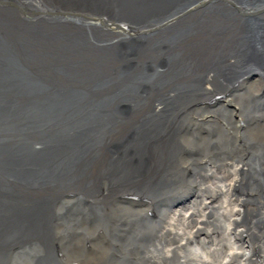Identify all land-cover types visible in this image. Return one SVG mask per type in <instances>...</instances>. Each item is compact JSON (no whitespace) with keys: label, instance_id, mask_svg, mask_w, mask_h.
<instances>
[{"label":"bare ground","instance_id":"bare-ground-1","mask_svg":"<svg viewBox=\"0 0 264 264\" xmlns=\"http://www.w3.org/2000/svg\"><path fill=\"white\" fill-rule=\"evenodd\" d=\"M251 1L187 3L185 15L147 27L162 30L143 37L132 27L138 39L124 43L102 32L113 21L108 10L137 24L147 9L0 0V34L8 46H27L35 58L26 70L52 88L34 100L45 91L19 85L28 103L15 100L9 111L22 116L23 137L16 125L0 128L12 152L0 148V167L28 172L2 184L26 204L17 211L0 194L1 230L23 219L0 234L13 239L0 264H264V0ZM40 33L67 40L68 54L51 56L57 44ZM54 72L66 76L50 81ZM7 115L0 109L3 122Z\"/></svg>","mask_w":264,"mask_h":264},{"label":"water","instance_id":"water-1","mask_svg":"<svg viewBox=\"0 0 264 264\" xmlns=\"http://www.w3.org/2000/svg\"><path fill=\"white\" fill-rule=\"evenodd\" d=\"M145 0H142V1H135V0H124V2H120V3H113V5H115L117 7V9H122L124 7V9H126L127 12H130L131 14H136V15H139V12L141 11H145L147 9V12L146 13H143V15H139L141 17V21L137 22V24H131V22L129 21H121L120 18H117L116 15L119 14V10L118 11H111V10H108L111 12L112 14V19L113 21L111 20V24H104L102 21H104V19L100 17V22L103 23L104 25V30L102 32H104L105 30L107 31H110L116 35L119 36V39L122 41V42H126L128 39L129 40H136L138 39L134 34H132L131 31V28L133 27V30H135L136 32H141L143 31L144 34H147V35H143L144 36H150V31L151 33L155 30H158V29H161L162 26L160 27H155V28H147L149 26L150 23L152 22H155L157 23V19H163L165 17H169V16H173L175 14H178L180 16H183L185 15L183 13V7H186V4L187 3H196L197 5H200V6H206V5H211L215 2H217L218 0H180V1H176V2H170L169 4L170 5H162V4H151L152 6H150L148 8V6H146L145 4H141L140 2H143ZM160 1V0H159ZM261 0H254V1H251L249 3H256V2H260ZM111 2V1H110ZM148 3V2H147ZM261 3V2H260ZM242 4L245 5V4H248V2H243L242 1ZM62 5V4H61ZM63 6V5H62ZM256 6H260V5H256ZM64 7V6H63ZM63 9V8H62ZM117 12V13H116ZM256 13H259V11L257 10ZM93 14L96 15L95 12H93ZM140 17H137L140 18ZM67 19V18H66ZM153 20V21H152ZM173 21V20H172ZM67 22L69 25H74L73 22H71L70 20L67 19ZM3 23H4V20L0 18V27L3 26ZM109 29H108V27ZM107 27V28H106ZM99 28H103V27H99ZM141 29V30H140ZM88 30V29H86ZM162 30V29H161ZM108 33V32H106ZM8 34V33H7ZM138 34V33H137ZM40 36L42 38V40L46 43V41H51V42H54L55 46H52V49L50 50V55L53 56L54 58L58 59L60 56H62L63 54H68L66 53V51H70V47H68V42L67 40H64V38H60L58 35V38L59 39H55L54 37H50L48 35H45V34H42L40 33ZM142 38V37H140ZM46 40V41H45ZM113 42V41H111ZM43 43V42H42ZM68 44V45H67ZM22 46H26V44H21ZM46 45V44H45ZM27 46L25 48H14L12 46H8L6 44V38H5V35H3L2 33L0 34V54H4L6 58V64L7 66L9 67L8 69L4 68L3 71L0 70V77L4 78V82L1 83L0 85V109H4V110H7L8 111V115L5 117L6 119L4 120H7L6 122H3V119L0 121V128H3V127H6V126H11V125H16V129L17 131H19L20 134H22V137H23V131L26 129L25 127H23L21 125L22 123V116H20L19 118H17L16 120H12L13 119V116L12 114L10 113L9 110H12V108L15 107L14 105V101L16 100V102H18L19 104H21L22 106L26 105L28 102H24L22 100V97H28L26 96L25 93H22V95L20 93H17L16 91L18 90V87L19 85H32V86H35L37 85V88H39L41 91H45L44 93H38L36 94L33 99L36 100L39 96H43V97H46V91L50 90L52 91L51 89L52 88H47L46 86L47 85H41L42 83V75L41 74H37V78L36 80L39 81L38 83H32V79H35L34 77H31L30 74L28 73V71L26 70L27 68V63L25 62V59H34L35 57L33 55H29L27 54ZM41 48V46H40ZM56 48V49H55ZM96 49L99 50L96 46ZM73 52V55L74 54H79V50H75L72 51ZM98 53V52H97ZM100 53V52H99ZM97 56V55H96ZM49 58V57H48ZM79 58L81 59V57L79 56ZM131 59V58H129ZM60 61V59H58ZM124 64V63H122ZM152 65V64H151ZM154 65V64H153ZM134 66V65H133ZM137 66V65H135ZM138 68L140 69V65H138ZM66 70L63 68V66H60L59 67V70ZM54 70H58V69H54ZM15 72L17 74V77L16 78H20L21 75H25L26 76V82H20V81H15L13 79H10L11 77V73L12 72ZM68 73V72H67ZM66 73V74H67ZM59 75V76H66L65 73H58V72H54V73H50V81H52L53 78H55V76ZM8 75V76H7ZM68 75V74H67ZM47 76V75H46ZM70 77L74 76L73 74L71 75H68ZM42 77V78H41ZM157 77V76H156ZM39 78H41V80H39ZM158 78V77H157ZM104 80L100 79V80H97L96 79H91L89 81V83H92V86H97L100 82H103ZM161 81V77H159V82L160 83ZM157 85V83H156ZM42 86V87H41ZM158 86V85H157ZM139 87V86H138ZM79 88H82V87H79ZM77 89V88H76ZM139 88H135L133 91H138ZM99 90V89H97ZM155 90H152V93H154ZM92 93V92H90ZM126 95H131V93H126V94H123V97H125ZM198 98V96L196 97ZM27 99V98H26ZM201 100V99H200ZM198 100L195 101V103L197 104ZM40 102H38L39 104ZM50 103V102H49ZM221 102H219V104H221ZM123 106H133L132 103H128V102H123ZM199 104H203L202 101L199 102ZM190 102H189V104ZM123 120V119H122ZM72 126L74 127V125H71L69 124L68 127L69 128H72ZM135 131V130H134ZM136 133V131H135ZM0 134H2V131L0 129ZM32 134V131L28 132V135H31ZM136 134H139V133H136ZM135 134V136H136ZM11 135H7V134H3V135H0V148H5L7 150L6 153L4 154H9V153H12L11 151L8 153L9 151V148H7L6 146H9L10 144V139L8 138H11L10 137ZM8 139V140H7ZM7 143V144H5ZM15 143V142H13ZM19 143V142H18ZM17 143V144H18ZM3 155L0 154V156ZM21 157V156H20ZM20 160V159H19ZM7 165V164H6ZM6 167V166H5ZM1 171L4 172V173H7L9 176H3L1 174ZM31 172V169L30 171ZM28 172L24 171V168H22L21 170L20 169H13V168H1L0 167V178H4V180H1L0 179V189L3 190L0 192L1 196L3 197V200L5 202H10V204H12L13 202H15L14 204L16 205L14 207L15 210H21L23 209V206H21L22 204L25 205L26 202L24 201L22 203V201L24 199H21V200H17V199H13V194H11L10 192L14 193L15 191H13L14 189H8L6 188L9 187V185L13 184V182H15L16 184L18 182H21L20 178L24 179V178H27V176L25 174H27ZM11 175V176H10ZM38 177V176H37ZM44 181V180H43ZM2 184H5L6 186H2ZM10 190V191H9ZM12 202V203H11ZM27 202H31V201H27ZM16 217L15 216H11L10 218H14ZM8 220V219H7ZM22 216H21V219H14V225L11 226V228L9 229L10 226H6L4 229L1 230L0 228V234L2 235L3 231L7 230V231H14V228L16 227H19V225H22ZM4 231V232H5ZM13 240V239H12ZM12 240H5V242L3 240H1V237H0V254H4L7 252V250L10 248L11 246V243H12Z\"/></svg>","mask_w":264,"mask_h":264},{"label":"rangeland","instance_id":"rangeland-1","mask_svg":"<svg viewBox=\"0 0 264 264\" xmlns=\"http://www.w3.org/2000/svg\"><path fill=\"white\" fill-rule=\"evenodd\" d=\"M263 121H264V120H263ZM252 135H253V134H251V136H252ZM204 169H205V168H204ZM206 169H207V168H206ZM206 169H205V170H206ZM193 198H194V197H193ZM194 199H195V198H194ZM224 252L226 253V249L224 250Z\"/></svg>","mask_w":264,"mask_h":264}]
</instances>
